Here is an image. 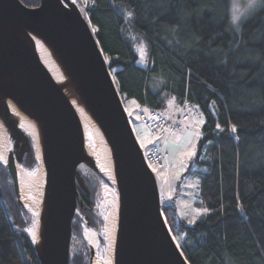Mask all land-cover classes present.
<instances>
[{
  "label": "trees",
  "instance_id": "1",
  "mask_svg": "<svg viewBox=\"0 0 264 264\" xmlns=\"http://www.w3.org/2000/svg\"><path fill=\"white\" fill-rule=\"evenodd\" d=\"M76 1L98 29L95 35L123 101L135 99L164 115L170 95L182 108L198 104L207 115L196 159L197 171L208 170L200 173L205 178L198 205L212 212L190 226L176 206L163 204L188 263L264 264V5L237 30L231 23V0ZM21 2L36 8L41 0ZM142 43L147 69L138 65L137 47ZM184 116L173 118L181 129ZM216 123L224 125V133L217 132ZM232 123L240 128L237 134L229 130ZM22 137L21 165L32 169L37 163L33 144L25 133ZM87 173L77 174L84 202L78 210L101 233L103 219L96 202L102 185L111 184L92 166ZM30 222L0 162V264H27L23 251L30 264H40L25 232ZM82 223L76 215L73 231L81 244L71 246L70 264H91Z\"/></svg>",
  "mask_w": 264,
  "mask_h": 264
},
{
  "label": "water",
  "instance_id": "2",
  "mask_svg": "<svg viewBox=\"0 0 264 264\" xmlns=\"http://www.w3.org/2000/svg\"><path fill=\"white\" fill-rule=\"evenodd\" d=\"M32 35L55 52L112 149L120 197L115 264H189L172 240L156 176L88 18L71 0H41L36 8L21 0H0V120L12 146L2 164L24 205L18 174L24 132L6 105L12 101L43 133L40 149L47 184L40 243L32 242L40 264H70L73 222L84 206L77 174L82 165L99 169L86 152L81 123L63 89L43 67ZM88 246L93 264L95 249ZM23 256L30 264L25 251Z\"/></svg>",
  "mask_w": 264,
  "mask_h": 264
},
{
  "label": "bare ground",
  "instance_id": "3",
  "mask_svg": "<svg viewBox=\"0 0 264 264\" xmlns=\"http://www.w3.org/2000/svg\"><path fill=\"white\" fill-rule=\"evenodd\" d=\"M74 3V0H71ZM39 59L51 75L54 81L60 86L66 98L72 105L84 132L86 140V152L93 158L99 171L110 182L111 186L102 185L99 199L102 200L103 219L102 232L87 228L83 225V237L87 244L94 247L95 257L93 264H115L116 243L119 228L120 197L118 182L116 179V166L112 149L98 123L84 105L72 79L69 77L65 67L58 59L55 52L38 36L32 35ZM12 118L18 123L20 129L30 138L33 143L36 165L32 169H26L18 165L20 178V191L24 207L30 214V226L25 229L34 245L40 243V215L42 203L47 184L46 169L40 149L43 133L40 126L26 116L18 105L12 101L6 103ZM11 143L7 131L0 120V162H7L8 152L11 151ZM103 239V244L100 241Z\"/></svg>",
  "mask_w": 264,
  "mask_h": 264
},
{
  "label": "rangeland",
  "instance_id": "4",
  "mask_svg": "<svg viewBox=\"0 0 264 264\" xmlns=\"http://www.w3.org/2000/svg\"><path fill=\"white\" fill-rule=\"evenodd\" d=\"M248 3H249V0H231V16L233 15V4L236 5V9H237L235 14L236 15L243 14L241 22L244 20L243 18L244 16L248 17L251 13L257 10L261 5H264V4H258L254 8H248L247 7ZM74 4L80 7L76 0H74ZM137 53L139 56L138 65L140 67L147 69L149 67V58H148L147 49L144 43H142L141 45L137 47ZM124 107H125V110L127 112L129 119L132 121V126H133L135 135L140 145L142 141L146 143V140L144 139L146 137H152V136L160 137L159 141L155 142L153 145H149L145 148H142V150L146 156L149 154V152L153 149L154 146L162 145L163 147V150H164L163 151V163L161 166H154L155 168L158 169V172L154 174L156 176L158 186L162 194V200H163L162 202L166 201L165 203L176 206L180 218H182L181 213L184 211V209L181 207L182 201L184 202L195 201V207H201L198 205V202H200L199 188L192 189L186 186L187 184L193 182V180L189 178L191 174L188 171H186L183 174L185 179L181 181H176L173 178L174 173L177 170L176 163H177L178 151L177 152L173 151V145L170 143V141H177L176 134L179 132L172 133L171 135H168V136H165L163 134L152 135L147 130V128L144 126L142 119H141V114L146 112V108L142 107L139 103H135L134 100H129L126 98H124ZM130 112L133 113V115H129ZM137 113H139L140 115L139 119L136 118ZM163 114L166 117H177L178 115H181V116L188 115L189 120L182 123V128H184L187 124H190L193 118H204L199 108H197L196 106H192V107L187 106V107L182 108L181 106L178 105L176 98L170 95L167 96V107L163 111ZM177 143H179V141H177ZM199 145H200V141H199ZM199 145H198V149H199ZM197 168L199 169V166L196 165V160H195V162L191 164V172H196ZM79 172H81L82 174L84 173L86 174L87 172H89V167L82 165V167H80ZM166 180H168L171 183V188L169 187V183L165 182ZM117 193L119 194V191ZM170 194L173 196V199L171 200L168 199V196ZM102 200L103 199L101 200L98 199L96 202V209L98 213L100 212V214L102 212ZM77 215L83 221L82 223V231H83V225H86L85 218L84 216H82V213L80 211H78ZM203 217L197 218V222L200 221ZM189 218L191 217L185 216L182 219L187 222ZM190 226H194V225H190ZM76 240L78 239L73 234L72 245L75 243L81 244V242H78V241L76 242ZM85 252H86V258L90 262V259H91L90 252L89 250H86Z\"/></svg>",
  "mask_w": 264,
  "mask_h": 264
},
{
  "label": "snow or ice",
  "instance_id": "5",
  "mask_svg": "<svg viewBox=\"0 0 264 264\" xmlns=\"http://www.w3.org/2000/svg\"><path fill=\"white\" fill-rule=\"evenodd\" d=\"M258 4H264V0H249V3L247 5L248 8H254ZM237 9L236 5L233 4V15L231 16V23L236 27L237 30L240 28V23L242 19V15H236ZM129 17L131 18L132 13H128ZM244 19H247V16L243 17ZM94 32L98 31V29H93ZM146 59V57H145ZM110 62V61H106ZM135 103H138L135 101ZM197 108L200 107V105H196ZM129 115H133V113H129ZM136 118L139 119L140 115L139 113L136 114ZM207 125V115H204V118H193L192 122L190 124H187L184 128H182L179 133L176 134L177 141H170V143L173 145V151H178L177 156V163L176 168L177 170L174 173L173 178L176 181H181L185 179L184 173L186 171L191 172V164L195 162L196 159H198V145L199 141L204 137L205 133L203 131L204 127ZM215 128L217 132L224 133L225 127L221 123H216ZM229 130L232 134H237L240 131V128L237 126V124L232 123L229 126ZM236 139H238V136H235ZM146 140L145 142H141V147L145 148L149 145H153L155 142L159 141V136H152V137H146L144 138ZM209 143H211L209 141ZM148 167L151 169L153 173L158 172V169L153 167L151 164L148 165ZM207 169H200L196 173H192L189 177L193 180L192 183L187 184L186 186L192 189H198L201 186V183L204 176L200 175L202 172H207ZM166 183H169V187L171 188V183L166 180ZM168 199H173V196L170 194L168 196ZM203 203V201H201ZM181 207L184 209V211L181 213L182 218L185 216L191 217L188 219L189 225H195L197 223V218L203 217L208 215L212 212V209H209L208 207H195V201L192 202H181ZM165 222L166 218H165ZM171 231V229L169 230ZM172 240L176 243V247L182 248L181 243L177 240L176 236H172ZM33 242H35V238H33ZM181 255H183V252H181Z\"/></svg>",
  "mask_w": 264,
  "mask_h": 264
},
{
  "label": "built area",
  "instance_id": "6",
  "mask_svg": "<svg viewBox=\"0 0 264 264\" xmlns=\"http://www.w3.org/2000/svg\"><path fill=\"white\" fill-rule=\"evenodd\" d=\"M141 119L147 128V130L152 135L163 134L165 136L171 135L172 133H177L181 129V124L178 119L168 120L164 115L155 111H147L141 115ZM188 116H184L183 120L186 121ZM163 147L162 145H156L145 156L147 165L151 164L154 166H161L163 162Z\"/></svg>",
  "mask_w": 264,
  "mask_h": 264
},
{
  "label": "flooded vegetation",
  "instance_id": "7",
  "mask_svg": "<svg viewBox=\"0 0 264 264\" xmlns=\"http://www.w3.org/2000/svg\"><path fill=\"white\" fill-rule=\"evenodd\" d=\"M14 144H15V149L17 151L19 144H18L17 138L15 136H14Z\"/></svg>",
  "mask_w": 264,
  "mask_h": 264
},
{
  "label": "crops",
  "instance_id": "8",
  "mask_svg": "<svg viewBox=\"0 0 264 264\" xmlns=\"http://www.w3.org/2000/svg\"><path fill=\"white\" fill-rule=\"evenodd\" d=\"M174 116V115H173ZM170 120H172L174 117H168Z\"/></svg>",
  "mask_w": 264,
  "mask_h": 264
}]
</instances>
